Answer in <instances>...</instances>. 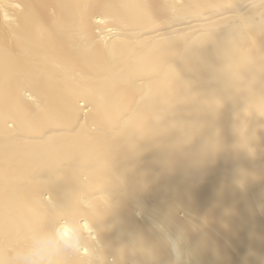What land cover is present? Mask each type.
I'll use <instances>...</instances> for the list:
<instances>
[{"label": "bare ground", "instance_id": "bare-ground-1", "mask_svg": "<svg viewBox=\"0 0 264 264\" xmlns=\"http://www.w3.org/2000/svg\"><path fill=\"white\" fill-rule=\"evenodd\" d=\"M166 211L264 264V0H0V258L72 216L58 264H169Z\"/></svg>", "mask_w": 264, "mask_h": 264}, {"label": "clouds", "instance_id": "clouds-1", "mask_svg": "<svg viewBox=\"0 0 264 264\" xmlns=\"http://www.w3.org/2000/svg\"><path fill=\"white\" fill-rule=\"evenodd\" d=\"M236 183L242 186L240 179ZM151 230L156 234L158 246L170 253L169 264H192L189 233L196 231L197 226L190 214L166 211L151 219ZM82 240L80 222L72 216H64L51 228L32 231L26 242L14 250L8 264H58L61 256L76 252ZM148 251L153 254L151 249ZM0 264H5L3 258Z\"/></svg>", "mask_w": 264, "mask_h": 264}]
</instances>
